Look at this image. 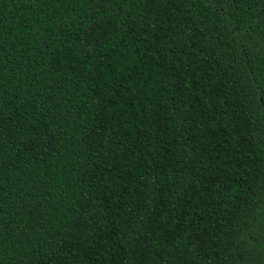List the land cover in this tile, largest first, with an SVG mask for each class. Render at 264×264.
<instances>
[{
  "label": "trees",
  "instance_id": "16d2710c",
  "mask_svg": "<svg viewBox=\"0 0 264 264\" xmlns=\"http://www.w3.org/2000/svg\"><path fill=\"white\" fill-rule=\"evenodd\" d=\"M0 264H264V0H0Z\"/></svg>",
  "mask_w": 264,
  "mask_h": 264
}]
</instances>
